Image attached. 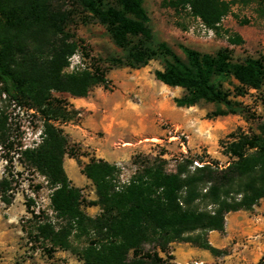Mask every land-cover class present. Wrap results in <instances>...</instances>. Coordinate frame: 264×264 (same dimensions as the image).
Returning a JSON list of instances; mask_svg holds the SVG:
<instances>
[{
	"label": "trees",
	"instance_id": "1",
	"mask_svg": "<svg viewBox=\"0 0 264 264\" xmlns=\"http://www.w3.org/2000/svg\"><path fill=\"white\" fill-rule=\"evenodd\" d=\"M104 1L67 0L70 4L64 7V0H0V95L8 104L33 110L41 121L39 143L15 150L7 115L0 109V148L16 151L51 188L54 220L29 210L30 198L25 202L26 212L35 220L28 239L47 243L43 250L48 257L56 249L70 250L71 236L83 239L84 245L76 251L80 264H176L170 262L169 254L174 242L217 256L221 251L209 243L208 232H223L226 213L248 210L264 197V123L258 124L257 133L239 132L225 142L222 153L230 161L224 168L207 163L190 171L192 160L182 159L174 172H167L160 157L136 154L131 159L135 171L121 183L115 164L91 158L80 168L95 195L86 201L63 168L68 141L56 124L71 120L76 110L53 93L83 98L95 86L107 88L109 80L88 53V45L67 27L76 9L81 22L93 19L104 25L113 43L127 50L126 60L111 59L112 66L137 68L161 56L163 66L153 76L167 87L182 90L181 96L172 99L175 107L212 104L215 108L207 114L209 118L240 113L230 96L264 85V57L234 62L227 48L211 55L182 46V60L165 42L145 46L151 30L142 0H109L106 6ZM248 1L167 0L166 4L174 12L186 11L217 33L232 6ZM258 15L264 19V0H258ZM228 42L240 44L242 39L233 34ZM76 53L87 61L66 72ZM0 186L1 201L9 204L3 190L5 178ZM200 201L210 208H199ZM83 206H96L99 212L89 216Z\"/></svg>",
	"mask_w": 264,
	"mask_h": 264
},
{
	"label": "rangeland",
	"instance_id": "2",
	"mask_svg": "<svg viewBox=\"0 0 264 264\" xmlns=\"http://www.w3.org/2000/svg\"><path fill=\"white\" fill-rule=\"evenodd\" d=\"M166 1L142 0L151 30L146 47L165 42L182 60H185L182 46L211 55L227 48L234 62L264 57V19L258 15V0L234 4L217 33L204 28L184 10L174 12ZM68 4L64 0L62 6ZM110 4L109 0L104 1V6ZM78 14L76 9L74 21L67 28L88 45V53L105 71L109 84L107 88H91L83 98L65 93L53 96L76 110L71 120L56 124L68 141L63 168L86 201L93 200L95 195L80 168L91 158L115 164L121 183L127 182L135 171L131 159L136 154L160 157L167 172H174L182 159L192 160L187 167L190 171L198 167L193 162L224 168L230 161L222 153L225 142L239 132L257 133L258 124L264 123V85L230 96L239 105L240 113L236 114L209 118L207 114L215 107L204 102L189 108L175 107L172 99L181 96L182 90L167 87L153 76V71L163 66L161 56L137 68L112 66L111 59L126 60L127 50L113 43L104 25L93 19L81 22ZM233 34L239 35L242 43L230 44L228 37ZM83 61L79 53L74 54L65 71H72ZM231 83L237 85L233 80ZM224 86L231 88L230 83ZM0 109L7 115L15 150L33 148L39 143L41 121L33 110L8 104L1 95ZM3 178L7 180V188L3 190L10 203L0 199V264H80L76 251L84 245L83 239L71 236V249H56L51 257L43 250L49 247L47 243H32L28 239L27 232L35 221L26 212L28 198L32 201L29 210L54 220L49 202L51 188L46 179L20 160L16 151L0 148V181ZM198 207L210 208L204 201ZM82 209L89 216L99 212L96 206ZM211 234H207L209 243L221 253L211 255L209 264H264V197L248 210L226 213L224 231Z\"/></svg>",
	"mask_w": 264,
	"mask_h": 264
},
{
	"label": "crops",
	"instance_id": "3",
	"mask_svg": "<svg viewBox=\"0 0 264 264\" xmlns=\"http://www.w3.org/2000/svg\"><path fill=\"white\" fill-rule=\"evenodd\" d=\"M216 231H210L208 235H213ZM164 257L163 253H159ZM169 254L172 256L170 262L176 264H209L211 262V255L202 249L191 246L188 243H171L169 247Z\"/></svg>",
	"mask_w": 264,
	"mask_h": 264
},
{
	"label": "built area",
	"instance_id": "4",
	"mask_svg": "<svg viewBox=\"0 0 264 264\" xmlns=\"http://www.w3.org/2000/svg\"><path fill=\"white\" fill-rule=\"evenodd\" d=\"M210 31V30H209ZM195 166H201L200 164H198L197 162H193Z\"/></svg>",
	"mask_w": 264,
	"mask_h": 264
}]
</instances>
